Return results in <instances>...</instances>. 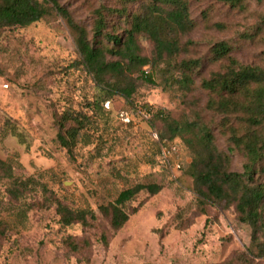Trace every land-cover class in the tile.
Returning <instances> with one entry per match:
<instances>
[{"label":"rangeland","instance_id":"374dc122","mask_svg":"<svg viewBox=\"0 0 264 264\" xmlns=\"http://www.w3.org/2000/svg\"><path fill=\"white\" fill-rule=\"evenodd\" d=\"M58 2L87 27L99 4L119 8L117 0ZM140 5L128 7L134 12ZM189 11L197 26L179 37L187 49L177 61L203 58L199 78L220 67L209 55L218 42L230 44L241 64L264 66V0H244L242 10L218 0H189ZM73 39L53 11L25 29L0 33V160L9 163L18 182L28 181L14 199L12 181L0 178V264H264V229L239 222L233 207L199 201L188 175L193 153L180 139L171 141L181 148L180 171L161 166L158 112L180 123L200 119L213 131L218 150L227 147L220 119L204 108L206 93L163 88L164 65L153 71L155 85L137 80L131 100L114 96L104 103L98 132L83 136L72 155L59 146L56 114L70 105L77 110L94 93L90 79L73 64ZM138 44L140 54L150 58L151 42L139 38ZM121 111L129 114V125L118 120ZM232 160L240 172L242 158L236 154ZM136 185L160 191L142 190L126 202L128 220L114 232L99 206ZM56 202L92 212L95 219L65 226Z\"/></svg>","mask_w":264,"mask_h":264},{"label":"trees","instance_id":"16d2710c","mask_svg":"<svg viewBox=\"0 0 264 264\" xmlns=\"http://www.w3.org/2000/svg\"><path fill=\"white\" fill-rule=\"evenodd\" d=\"M117 2L119 8L99 4L87 27L76 22L58 0H0V33L25 29L53 11L73 34L77 55L73 64L90 79L94 93L83 105L79 104L77 110L69 104L56 114L57 143L72 155L83 136H94L98 132L96 121L104 112L103 104L114 96L126 102L131 100L137 80L155 85L153 71L162 64L160 85L163 88L175 86L184 93L198 88L206 93L204 108L220 119L227 147L226 152L218 150L213 131L200 119L180 123L162 116L161 112L155 115L163 128L159 141L166 144L178 138L193 153L188 175L192 191L201 203L225 210L233 207L239 222L254 231L264 229V181L261 180L264 175V66L241 64L231 56L230 44L218 42L210 47L209 55L220 67L207 77L199 78L203 58L177 61L187 49L181 45L179 37L191 33L197 26L196 20L190 17L189 0ZM138 2L140 8L130 11L128 6ZM218 2L230 9H244V0ZM139 38L151 42L150 58L140 54ZM145 66L149 69L143 71ZM135 72L138 76L132 78ZM236 154L243 160L240 172L232 168V157ZM159 160L164 168L160 154ZM8 164L0 160V178L12 181L10 193L18 199L28 181L14 179L13 169ZM142 190L154 195L160 187L136 185L121 191L112 203L99 206V212L109 219L114 232L128 220L124 204ZM56 212L65 226L73 223L85 226L88 219H95L92 212L72 211L59 202H56Z\"/></svg>","mask_w":264,"mask_h":264},{"label":"built area","instance_id":"2783aa9c","mask_svg":"<svg viewBox=\"0 0 264 264\" xmlns=\"http://www.w3.org/2000/svg\"><path fill=\"white\" fill-rule=\"evenodd\" d=\"M141 117L145 120L148 119L147 114L144 112H139ZM118 120L123 125H129L131 123L130 116L127 112H119L117 114ZM152 137L158 140L155 132L152 133ZM181 148L175 143H166L160 145V158L165 166L170 172H179L181 169L180 160Z\"/></svg>","mask_w":264,"mask_h":264},{"label":"crops","instance_id":"0c3cea01","mask_svg":"<svg viewBox=\"0 0 264 264\" xmlns=\"http://www.w3.org/2000/svg\"><path fill=\"white\" fill-rule=\"evenodd\" d=\"M188 161V159H186V162Z\"/></svg>","mask_w":264,"mask_h":264}]
</instances>
